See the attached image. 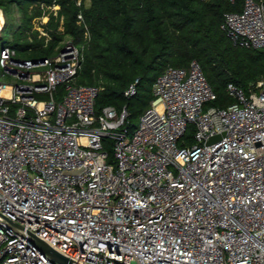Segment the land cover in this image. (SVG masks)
<instances>
[{"label":"built area","instance_id":"1","mask_svg":"<svg viewBox=\"0 0 264 264\" xmlns=\"http://www.w3.org/2000/svg\"><path fill=\"white\" fill-rule=\"evenodd\" d=\"M240 1L221 27L264 50V0ZM84 60L72 39L43 61L0 50V264H64L39 241L67 264H264V81L219 107L197 60L170 66L131 132Z\"/></svg>","mask_w":264,"mask_h":264},{"label":"trees","instance_id":"2","mask_svg":"<svg viewBox=\"0 0 264 264\" xmlns=\"http://www.w3.org/2000/svg\"><path fill=\"white\" fill-rule=\"evenodd\" d=\"M86 1L0 0L5 13L13 6L21 12L8 45L28 60L54 56L67 39L85 45L78 82L99 87L98 111L127 108L125 127L131 132L156 98L157 78L170 66L186 68L197 60L217 94L211 105L219 107L234 102L230 83L250 92L264 81V50L236 45L221 27L226 12L240 10V0ZM45 16L49 20L41 26L48 36L36 26ZM12 26L8 19L5 27ZM137 79L136 95L126 97Z\"/></svg>","mask_w":264,"mask_h":264},{"label":"rangeland","instance_id":"3","mask_svg":"<svg viewBox=\"0 0 264 264\" xmlns=\"http://www.w3.org/2000/svg\"><path fill=\"white\" fill-rule=\"evenodd\" d=\"M91 4V2L88 0L86 1V5L89 6ZM59 6L55 7V9H58ZM1 11L3 13H1V16L3 17V23H4V28L3 31L1 33L2 36H0V50L5 47L6 45L10 44V41L13 40L14 35H15V29L16 27H18V24L20 23V18H21V12L20 9L17 6H13L11 7L10 11L8 13H5V10L3 8H1ZM9 16V17H8ZM10 20V22L13 23L14 27H5L7 20ZM49 20V16H45L43 18H39L36 20V26L37 27H41L42 23H47ZM3 26V24H2ZM9 26V25H8ZM1 37L3 38L1 40ZM2 73L1 71V67H0V74ZM12 77H8V81L11 82Z\"/></svg>","mask_w":264,"mask_h":264},{"label":"water","instance_id":"4","mask_svg":"<svg viewBox=\"0 0 264 264\" xmlns=\"http://www.w3.org/2000/svg\"><path fill=\"white\" fill-rule=\"evenodd\" d=\"M44 59H42L43 61ZM219 137H215V138H212L210 142H213L215 140H217ZM39 246L45 251L47 252L48 254H50L53 258H55L56 260L64 263V264H67L70 259H68L67 257L63 256L62 254H60L59 252L55 251L53 248H51L48 244H46L45 242L43 241H39L38 242Z\"/></svg>","mask_w":264,"mask_h":264},{"label":"bare ground","instance_id":"5","mask_svg":"<svg viewBox=\"0 0 264 264\" xmlns=\"http://www.w3.org/2000/svg\"><path fill=\"white\" fill-rule=\"evenodd\" d=\"M2 24H3V17L1 16V13H0V29L2 27Z\"/></svg>","mask_w":264,"mask_h":264}]
</instances>
